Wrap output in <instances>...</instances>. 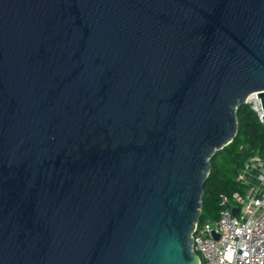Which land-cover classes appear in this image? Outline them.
Masks as SVG:
<instances>
[{"label": "water", "instance_id": "1", "mask_svg": "<svg viewBox=\"0 0 264 264\" xmlns=\"http://www.w3.org/2000/svg\"><path fill=\"white\" fill-rule=\"evenodd\" d=\"M253 93L264 0H0V264H201Z\"/></svg>", "mask_w": 264, "mask_h": 264}, {"label": "built area", "instance_id": "2", "mask_svg": "<svg viewBox=\"0 0 264 264\" xmlns=\"http://www.w3.org/2000/svg\"><path fill=\"white\" fill-rule=\"evenodd\" d=\"M264 123V109L258 93L247 99ZM256 158L254 166L260 168L257 184L245 194L235 192L222 195V209L217 221L196 224L193 249L200 255L201 264H264V165ZM230 206L239 207L235 216ZM218 234V238L215 237Z\"/></svg>", "mask_w": 264, "mask_h": 264}, {"label": "trees", "instance_id": "3", "mask_svg": "<svg viewBox=\"0 0 264 264\" xmlns=\"http://www.w3.org/2000/svg\"><path fill=\"white\" fill-rule=\"evenodd\" d=\"M237 115V136L211 158L200 223L219 219L222 195L231 196L237 191L245 194L249 191L250 185L240 179L247 164L242 162L244 148L250 152V159L258 157L264 162V123L247 103L238 108Z\"/></svg>", "mask_w": 264, "mask_h": 264}, {"label": "crops", "instance_id": "4", "mask_svg": "<svg viewBox=\"0 0 264 264\" xmlns=\"http://www.w3.org/2000/svg\"><path fill=\"white\" fill-rule=\"evenodd\" d=\"M256 158L258 157L252 158L247 162L245 169L241 172V175H240L241 181L249 184L250 186H252V184L255 183V178L261 172L260 168L257 166H254L253 164L254 162H256Z\"/></svg>", "mask_w": 264, "mask_h": 264}, {"label": "rangeland", "instance_id": "5", "mask_svg": "<svg viewBox=\"0 0 264 264\" xmlns=\"http://www.w3.org/2000/svg\"><path fill=\"white\" fill-rule=\"evenodd\" d=\"M257 177H258V176H257ZM257 177L255 178V183H254V184H257V182H258ZM252 185H253V184H252ZM250 189H251V186H250Z\"/></svg>", "mask_w": 264, "mask_h": 264}]
</instances>
